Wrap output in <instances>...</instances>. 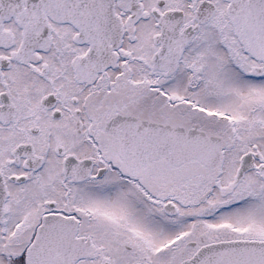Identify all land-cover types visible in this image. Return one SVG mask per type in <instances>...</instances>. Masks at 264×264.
<instances>
[{
    "label": "snow or ice",
    "instance_id": "snow-or-ice-1",
    "mask_svg": "<svg viewBox=\"0 0 264 264\" xmlns=\"http://www.w3.org/2000/svg\"><path fill=\"white\" fill-rule=\"evenodd\" d=\"M0 264H264V0H0Z\"/></svg>",
    "mask_w": 264,
    "mask_h": 264
}]
</instances>
